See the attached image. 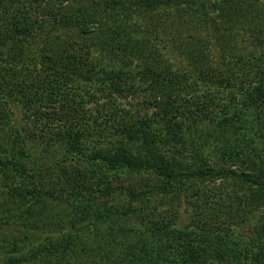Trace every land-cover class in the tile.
Returning <instances> with one entry per match:
<instances>
[{"label": "trees", "instance_id": "obj_1", "mask_svg": "<svg viewBox=\"0 0 264 264\" xmlns=\"http://www.w3.org/2000/svg\"><path fill=\"white\" fill-rule=\"evenodd\" d=\"M62 1L0 0L1 264H264V0Z\"/></svg>", "mask_w": 264, "mask_h": 264}, {"label": "rangeland", "instance_id": "obj_2", "mask_svg": "<svg viewBox=\"0 0 264 264\" xmlns=\"http://www.w3.org/2000/svg\"><path fill=\"white\" fill-rule=\"evenodd\" d=\"M80 1H81V3H84V1H82V0H80ZM62 3H63L62 0H57V2H56L57 5H61ZM46 15L47 14H45L44 16H46ZM95 51H96L95 53H98V51H100V50H95ZM144 94L145 93H142L140 91L139 93H137V95H138L137 98H127L126 101H123L124 107H126L127 109H132L133 110L135 108L134 105H140V107L138 106V108H139V111L141 113V116L142 117L143 116L151 117L156 112V108H154V106H151V107L149 106L148 101H147V97L144 96ZM137 113L138 112H135V114H137ZM233 169H238V166L234 165ZM262 211H264V209H262ZM189 213H191V211H189ZM256 216H258V215L256 214ZM188 221H190V220H187L186 218H185V220L184 219L181 220V222L179 223L178 227L181 228V229H185V231H191L192 229H194V227H192V225L190 226ZM195 228L197 229L198 225H196ZM250 230L251 229L249 227H244L242 229V233L245 236H249L250 237V236L253 235L252 231H250ZM248 239L249 238H247V240ZM0 264H1V262H0Z\"/></svg>", "mask_w": 264, "mask_h": 264}]
</instances>
